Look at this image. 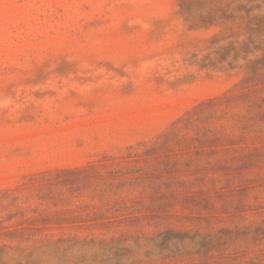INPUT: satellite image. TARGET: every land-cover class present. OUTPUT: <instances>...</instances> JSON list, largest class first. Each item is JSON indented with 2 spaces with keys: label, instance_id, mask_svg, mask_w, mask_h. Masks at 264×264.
Listing matches in <instances>:
<instances>
[{
  "label": "rangeland",
  "instance_id": "rangeland-1",
  "mask_svg": "<svg viewBox=\"0 0 264 264\" xmlns=\"http://www.w3.org/2000/svg\"><path fill=\"white\" fill-rule=\"evenodd\" d=\"M260 33L264 0H0V264H264Z\"/></svg>",
  "mask_w": 264,
  "mask_h": 264
},
{
  "label": "trees",
  "instance_id": "trees-1",
  "mask_svg": "<svg viewBox=\"0 0 264 264\" xmlns=\"http://www.w3.org/2000/svg\"><path fill=\"white\" fill-rule=\"evenodd\" d=\"M244 11L246 13V16L249 14V12L251 11V8L246 9L244 5H237L231 12L227 13L225 10H222L221 13H216L214 11H212L211 13H209V15L207 17L201 18L200 20H198L196 23H193L191 25V28H199V27H203V28H207L213 25H219V24H223V22L225 21H235L237 18L238 19H244L245 15H241L240 12ZM262 32V31H260ZM261 33L259 35H257L256 37L258 39L261 38ZM252 34L251 31L249 33V35L246 37L245 42H242L241 44L237 43L236 39L235 41H230L228 43L229 45V49L224 50V53H218L216 50H212L211 52H209V54H207L206 56H204V58H202L201 60H199L197 62V64L201 67V68H216V66L219 64H223L224 62L227 61V58H229L231 55H229V52H234L232 54L231 57V61L228 62V68H235L236 66L233 65V62L239 57V55L242 53L244 59L246 58L247 55L249 54H253V52H256L258 50H263L261 47L259 46H254V47H250L251 45L254 44V40L252 38ZM219 40L218 39H213L211 41V44H215L217 43ZM260 42V46L264 45V41L261 40ZM236 44H238L236 46ZM212 55H216V58H211ZM13 231H16L13 230ZM11 232V231H9Z\"/></svg>",
  "mask_w": 264,
  "mask_h": 264
}]
</instances>
